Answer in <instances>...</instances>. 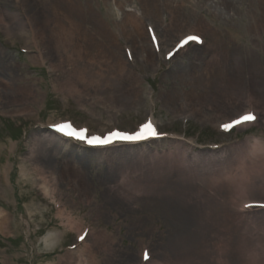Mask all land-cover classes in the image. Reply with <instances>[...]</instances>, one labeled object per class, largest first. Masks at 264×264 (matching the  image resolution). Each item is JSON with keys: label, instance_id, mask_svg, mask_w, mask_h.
<instances>
[{"label": "rangeland", "instance_id": "obj_1", "mask_svg": "<svg viewBox=\"0 0 264 264\" xmlns=\"http://www.w3.org/2000/svg\"><path fill=\"white\" fill-rule=\"evenodd\" d=\"M89 1L101 28L113 32V39L102 32L96 43L105 49L112 42L110 62L125 58L134 73L129 76L138 77L136 102L119 89L121 96L108 103L84 89L74 74L80 61L59 52L51 31L46 43H36L33 27L56 31L48 0H0V63H6L9 83L0 82V208L11 214V224L0 228V264H68L77 255L88 264H255L254 253L264 254V207H245L250 196L243 191L257 178L248 191L264 203L257 182L264 172L239 161L245 147L237 145L264 138V0ZM137 22L144 27L138 30ZM188 32L201 42L176 48ZM26 83L31 85L27 96ZM250 97L255 103H248ZM246 111L255 114L254 122L221 127ZM150 119L158 140L74 144L67 157L91 187L70 182L71 187L57 170L60 191L52 201L34 181L36 173L24 175L23 168L31 165V140L61 135L57 124L103 138L113 131L134 134ZM139 148L149 156L186 152L191 161H210V186L195 185L198 195L186 202H162L148 192L116 187L121 169L133 163ZM67 153L69 148L61 155ZM189 204L196 216L187 229L189 241L182 242L189 250L180 259L176 240L167 235L169 219L174 222L168 211L183 212ZM64 207L77 224L59 217ZM218 218L228 229L235 226L239 238L228 234L221 243L214 225Z\"/></svg>", "mask_w": 264, "mask_h": 264}, {"label": "bare ground", "instance_id": "obj_2", "mask_svg": "<svg viewBox=\"0 0 264 264\" xmlns=\"http://www.w3.org/2000/svg\"><path fill=\"white\" fill-rule=\"evenodd\" d=\"M15 1L18 2L19 0ZM48 1L55 13L53 22H55V29L57 32L50 26L49 28L45 27L41 29L33 27L31 29V34L36 43L39 46L42 43H46L48 41L46 34L51 31L59 52L62 53V51H64L69 59L73 57L80 61L82 66L78 67V65H74V74H77L79 84H82L84 89H89L96 94H102L104 99H102V101L105 103L115 102L114 100L121 95L131 98L133 96L135 100L133 98L132 100L136 102L141 94V91L140 94L138 93V89L141 86H135L138 77L136 75L133 77L129 76L130 72L131 74L133 72L130 70L125 58L119 57L118 61L115 62L116 64L110 62L113 57L110 51L112 42H109L105 49H103L101 44L96 43L97 36L102 32L108 39H113V32L110 30L111 32L107 33L101 28H105V26L95 13L92 3L89 0L83 5L73 3L71 0ZM127 10L133 11L132 8H128ZM136 26L137 29L140 30L144 27V23L137 22ZM190 34L194 33L188 32L186 36ZM183 37H185V35ZM122 53L125 54L124 51ZM59 57L62 58V54ZM3 60L4 58H0V61ZM5 65V62L4 64L0 63V82L9 85L5 78ZM82 87L78 92L83 101L84 91ZM70 88L71 90H76L75 84L72 85L70 83ZM23 89L24 94L27 96V94L31 92V85L26 83ZM118 89L121 95H119ZM22 90L21 92H23ZM25 90L28 93H25ZM3 97L4 96L0 94V105L2 104ZM180 97L181 95L179 93L175 96V98ZM183 99V101H185L183 102L184 105H189L188 100L186 98ZM254 100L256 99L250 97L248 103H255ZM27 110L28 109L19 110L15 113H21ZM237 117L232 118V120ZM150 121L153 124V120ZM230 121L231 120H229V122ZM73 143L72 139L64 134L57 137L52 134L39 136L37 138L35 137L30 142V156L27 159L31 162V165L29 168H23L24 175H35L33 172L36 173L34 181L38 183L44 195L52 199V201L57 200L55 194L57 191H60L57 189L59 183L58 171L66 178L67 184L71 182L78 188L90 186V183L83 178V171L77 167V163L73 161V159H68L67 157L72 154L71 150L76 148ZM237 146L240 148L245 147L244 151L237 156L239 161L241 160L242 163L245 161L249 162L252 167L258 168V171L264 172V138L254 137L253 143L246 144V142H243ZM66 148H69L70 153L62 156L61 154H63ZM138 150L139 151L135 155L136 158L132 161L133 163L121 169V181L116 180L119 182L115 185L116 187L126 190L131 188L132 191L135 192H148L151 193V198H155L162 202H167L166 200L172 201L173 199L186 202L196 198V195H198L193 189L195 185L203 187L210 186V176L213 175L212 173L209 175L210 169L208 165L211 164L210 161L206 163L202 161H191L186 152H183L181 155L173 152L171 154L158 155V153L154 156H149L147 155L148 151L146 149L139 148ZM214 166H218V164ZM261 178H264V173ZM247 179L252 180L249 177H247ZM253 179L254 180L250 182L251 185L249 187L247 185L245 191H243L244 194L250 196L248 197L250 200L246 199V202H260V200L251 198L254 193L248 191H252L251 186H254L257 178ZM116 181H113V183ZM257 182H259L262 186L261 188L264 189V180ZM72 184L69 185L72 187ZM67 209V207L60 209V211H58L59 217H62L63 221L67 220L68 223L77 224L75 218L72 214L68 213ZM183 210V212H180L179 209L176 211H168L172 213L168 216L171 217L174 222L169 219L170 229L167 235L170 234L171 239L176 240L180 259H185L189 250L186 249V245L185 247L182 245V242L185 243L189 241V232L187 229L188 227H192V222L196 216L191 204L184 207ZM218 220H214V225L219 229L221 243H226V236H228V234H232L230 236L233 238H239L235 226L228 229L227 225L224 226L221 221L219 220L218 222ZM219 223L221 225H219ZM10 224L11 214L5 208H0V228ZM224 250L225 247L223 246L220 248L219 253H223ZM78 252H80V250L77 251V254ZM254 255L255 264H264V254L261 255L255 252ZM73 259L71 258L68 264H88V261L83 258L82 255L81 257L77 255V257Z\"/></svg>", "mask_w": 264, "mask_h": 264}, {"label": "snow or ice", "instance_id": "obj_3", "mask_svg": "<svg viewBox=\"0 0 264 264\" xmlns=\"http://www.w3.org/2000/svg\"><path fill=\"white\" fill-rule=\"evenodd\" d=\"M150 31H151V29H150ZM153 42H155V36H153ZM189 42L199 43V42H201V38L198 35H194V34L187 35L180 40V42L176 46V48H181ZM175 50L176 49H173V51H175ZM172 54H173L172 52L168 53L169 56H171ZM255 119H256L255 114L251 111H248V112L240 115L236 119H233L230 122L222 124L221 127L223 129L227 130V129L232 128L235 125H238V124H241L244 122H251V121H254ZM54 127H56L61 132H65L69 136L77 137L80 140H86V142L88 144H108V143H111L113 140L135 141V140L144 139L146 137H152V136L158 135V133L156 132L151 121H148V122L142 124L140 126L139 130L137 132H135L134 134H127V133H121V132L113 131L103 138L98 137V136L87 137L85 135V130H83V129L76 130L72 127V125H70L68 123L57 124ZM252 206L264 207V203L252 201V202H249L248 204L245 205V207H252ZM79 239H81V240L84 239V236L81 235L79 237ZM148 256H149L148 251L145 250L143 253L144 259L147 260Z\"/></svg>", "mask_w": 264, "mask_h": 264}]
</instances>
